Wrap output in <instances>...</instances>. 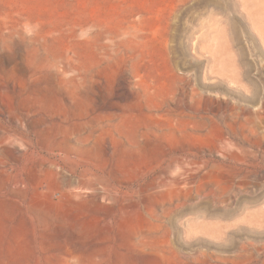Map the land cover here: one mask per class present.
<instances>
[{"label":"rangeland","instance_id":"1","mask_svg":"<svg viewBox=\"0 0 264 264\" xmlns=\"http://www.w3.org/2000/svg\"><path fill=\"white\" fill-rule=\"evenodd\" d=\"M30 142L106 166L132 203L53 214ZM0 161V264H264L244 218L264 207V0H0Z\"/></svg>","mask_w":264,"mask_h":264},{"label":"bare ground","instance_id":"2","mask_svg":"<svg viewBox=\"0 0 264 264\" xmlns=\"http://www.w3.org/2000/svg\"><path fill=\"white\" fill-rule=\"evenodd\" d=\"M146 19H147L146 17L142 18L143 21H145ZM85 123L86 122H83V124H85ZM75 124H78V123H75ZM92 134H93V132H88L87 135H83L81 133L80 134L75 133L74 136L72 137V139H74L75 143H80V144L82 143L83 144V142L87 141L88 138H94L92 136ZM67 139H68V137H67ZM28 145H31L33 147V149L31 150V152L28 153L27 160L34 161V159L38 158L39 159V166H40L39 168L46 166L48 169V172L50 174V177H51L50 180H51V185H52V192L50 193V195L52 198L50 200L49 206H50V208L53 209V214L57 213L62 208L77 209V208H80L81 206H83L84 202H83V199H81V192H86V193L90 194L92 198L97 199V200L108 199V200L112 201L113 203L120 201L121 202L120 204L126 205V207L128 206V204L132 203L131 198H130L131 192L133 191L132 187L129 186L128 184H121L120 183L121 180L117 176H115L114 173L112 174V171L110 169H107L106 166L101 167V166L91 165L87 162L85 164H83L82 162L80 163L78 160L72 159L71 155L67 151L62 152L60 150V152H56L54 149L42 151V149L40 148L39 152H36L34 149H37V148H35L34 143L30 142ZM3 151L9 156H12V157L17 156L15 150L10 148L9 144H5L3 146ZM40 152H45V153L42 154ZM21 156L24 157L25 154H19L17 157H21ZM108 161H110V160H108ZM0 171H6L5 165L3 164L2 161H0ZM243 172H244V170H243ZM35 176H36L35 173L32 171L30 173V179L31 180L35 179ZM72 176L75 177V179L71 178ZM15 184H18V183H15ZM1 185H2V182L0 181V189H1ZM12 190L15 192L16 195H19V196H24V194H25L23 187L18 186V185H16ZM41 194L42 193L39 191L36 192V197L31 199L29 202V208L32 212L36 213L39 216V218L41 219L42 222L52 221L53 214H50V213L45 214V213L41 212V207L43 205V202L41 200ZM56 195H57V198H56L57 201H54L53 198L56 197ZM246 197L247 196H245V198L243 199V202L241 204L245 206L246 203H248L251 200L250 202H252L253 207H255L254 203L257 202V198L255 196H253V197L251 196L252 198L248 201L249 198L246 199ZM258 198H259V195H258ZM262 201H264V200H262ZM258 205H260V204H258ZM250 206H251V204H250ZM111 207L112 206L103 205V204L98 205V209L100 211H107V210L109 211L111 209ZM185 208H186V206H185ZM219 208H221V207H219ZM256 208H259V207H255L253 209H256ZM221 210H223V211L221 212ZM221 210H220L219 216L217 215V218H215L216 216H213L215 220L216 219H220V220L215 221L212 219V221H215V222H212V221L211 222H212V224L214 223L216 225L215 227L220 228V231H221V229L225 230L226 228H228V230H229L230 226L227 227V224H229V222L227 223V221L235 218L236 216L239 217V214L237 213V209H235V207L233 208L231 206L227 207V208L223 207ZM243 210H246V208L245 209L243 208ZM243 212L245 213V211H243ZM249 213H250V211H249ZM213 214H216V212ZM202 215H204V214H202ZM242 216H243V213H242L241 217ZM191 217H192L191 219L188 218L189 221H188V223H186V224H188L187 225L188 228H194L193 226L196 224H199V223H202V225H205V223H206V222H204V220H199L200 218H193V216H191ZM244 218H249L250 221L251 220H255V221L259 220V222L257 221L258 222L257 225L262 224L261 227H263V225H264V207H261V209L259 208V209L254 210L253 213L249 215V217L244 216ZM209 219H207V221H209ZM221 219H224V221H226V222H222ZM242 219H243V217H242ZM233 221H234V219H233ZM255 221H254V223H255ZM212 224H211V229H213L212 227L214 226V224H213V226H212ZM57 225H59V222ZM217 231H218V229H217ZM220 231H219V233H220ZM120 232H121L122 237L129 236V230L126 227L125 223H122V225H120ZM221 234H224V233H221ZM226 235H227V233H226ZM222 237L228 238L225 235Z\"/></svg>","mask_w":264,"mask_h":264}]
</instances>
